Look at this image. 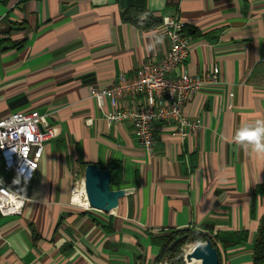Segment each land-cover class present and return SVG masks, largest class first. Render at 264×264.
Segmentation results:
<instances>
[{
    "label": "crops",
    "instance_id": "obj_1",
    "mask_svg": "<svg viewBox=\"0 0 264 264\" xmlns=\"http://www.w3.org/2000/svg\"><path fill=\"white\" fill-rule=\"evenodd\" d=\"M174 15L190 37L180 69L218 65L220 81L184 108L202 118L196 133L153 124L151 155L130 122H108L110 100L101 106L90 88L161 61L162 21ZM18 110L48 114L57 137L34 180L21 182L23 213L0 217V264H158L161 239L188 230L244 238L222 249V264H253L264 154L235 135L264 120V0H0V116ZM89 163L124 190L111 212L72 200Z\"/></svg>",
    "mask_w": 264,
    "mask_h": 264
},
{
    "label": "built area",
    "instance_id": "obj_2",
    "mask_svg": "<svg viewBox=\"0 0 264 264\" xmlns=\"http://www.w3.org/2000/svg\"><path fill=\"white\" fill-rule=\"evenodd\" d=\"M184 28L177 15L164 17L161 31L169 41V49L161 61L145 62L131 77L122 73L109 87L90 88L101 106L106 98L110 100L108 122H130L136 139L151 155L155 151L153 124L159 121L172 124L174 134L181 136L196 133L203 126L202 118L185 115L184 108L203 86L220 81L218 65L196 73L180 69L190 53V37ZM127 96L132 97L134 105L121 107V99ZM138 96L141 99L137 100ZM233 96V92L228 95L229 107ZM56 137L48 114L39 110H18L0 116V217L23 213L29 197L24 194L26 187L21 182L34 180L47 142ZM77 185L83 189L81 199L89 207L84 179Z\"/></svg>",
    "mask_w": 264,
    "mask_h": 264
},
{
    "label": "water",
    "instance_id": "obj_3",
    "mask_svg": "<svg viewBox=\"0 0 264 264\" xmlns=\"http://www.w3.org/2000/svg\"><path fill=\"white\" fill-rule=\"evenodd\" d=\"M111 181V169L103 168L98 163L86 165L84 187L90 207L111 212L118 206L120 198L124 195V190L112 188ZM185 238L187 235L179 236L172 242L170 248L173 249ZM186 257L189 261L198 260L199 262L196 264H220L218 248L210 238L198 243L190 253L186 254Z\"/></svg>",
    "mask_w": 264,
    "mask_h": 264
},
{
    "label": "trees",
    "instance_id": "obj_4",
    "mask_svg": "<svg viewBox=\"0 0 264 264\" xmlns=\"http://www.w3.org/2000/svg\"><path fill=\"white\" fill-rule=\"evenodd\" d=\"M7 2L8 0H3ZM187 27L184 28L186 34H189L187 31ZM264 186H260L257 192H263ZM188 233V237L184 239L181 243H179L175 248L171 249L170 246L172 242L176 239L175 236H167L161 239L163 249L159 256L157 257V261H161L168 255L169 259L172 261V264H181V247L188 241V240H198V241H205L206 239H212L214 245L218 248V252L220 255V264H222L223 257L222 253L223 250H226L231 244H236L239 241L243 240L244 238L236 237L235 239H226L221 235H212L209 232L197 231V230H188L182 232L180 235ZM246 239V238H245ZM195 246H191L187 248V253H190ZM223 249V250H222ZM225 252V251H224ZM253 264H264V216L261 220V225L259 228V232L254 243L253 247Z\"/></svg>",
    "mask_w": 264,
    "mask_h": 264
},
{
    "label": "clouds",
    "instance_id": "obj_5",
    "mask_svg": "<svg viewBox=\"0 0 264 264\" xmlns=\"http://www.w3.org/2000/svg\"><path fill=\"white\" fill-rule=\"evenodd\" d=\"M235 142L242 146L247 145L258 154H264V120L242 123L235 135Z\"/></svg>",
    "mask_w": 264,
    "mask_h": 264
},
{
    "label": "rangeland",
    "instance_id": "obj_6",
    "mask_svg": "<svg viewBox=\"0 0 264 264\" xmlns=\"http://www.w3.org/2000/svg\"><path fill=\"white\" fill-rule=\"evenodd\" d=\"M182 235H187L188 237V233L182 234ZM180 235V236H182ZM201 241L198 240H188L182 247H181V251H182V255H181V264H190L192 263H198L199 261L196 259H192L191 261H189L186 257L187 254V248L191 247V246H196L198 243H200ZM158 264H172V261L169 259L168 255L166 256V258H164L163 260L159 261Z\"/></svg>",
    "mask_w": 264,
    "mask_h": 264
},
{
    "label": "bare ground",
    "instance_id": "obj_7",
    "mask_svg": "<svg viewBox=\"0 0 264 264\" xmlns=\"http://www.w3.org/2000/svg\"><path fill=\"white\" fill-rule=\"evenodd\" d=\"M83 189L80 186H76L74 191H73V200L77 203H83V199H81V193ZM190 264H196V263H190Z\"/></svg>",
    "mask_w": 264,
    "mask_h": 264
},
{
    "label": "flooded vegetation",
    "instance_id": "obj_8",
    "mask_svg": "<svg viewBox=\"0 0 264 264\" xmlns=\"http://www.w3.org/2000/svg\"><path fill=\"white\" fill-rule=\"evenodd\" d=\"M177 238H178V237H177ZM185 239H186V238H185ZM180 243H181V242H180ZM177 245H178V244H177ZM177 245H176V246H177ZM176 246H175V247H176ZM175 247H174V248H175Z\"/></svg>",
    "mask_w": 264,
    "mask_h": 264
}]
</instances>
